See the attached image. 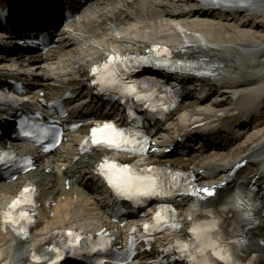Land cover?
Listing matches in <instances>:
<instances>
[{
  "label": "bare ground",
  "instance_id": "1",
  "mask_svg": "<svg viewBox=\"0 0 264 264\" xmlns=\"http://www.w3.org/2000/svg\"><path fill=\"white\" fill-rule=\"evenodd\" d=\"M198 2L94 0L80 6L69 23H65L66 14L59 8H48L44 19L53 20L50 29L57 25L52 41L54 48L32 57H25L20 50L14 51L16 47L10 48V55L5 57L0 51V76L30 82L24 86V94L15 97L11 96L15 85H0V103L4 99L0 107L11 109L33 107L38 97H47L52 94L50 91L54 94L67 89L76 91L87 80L91 63L109 55L113 48L145 50L155 44L170 43L181 51H194L217 63L211 80L224 84L223 100L188 91L186 101L168 120L154 126L157 151L134 161L136 165L163 161L210 173L209 178L200 174L199 177L203 186L213 187L217 194L203 203L184 201L193 211L182 218L177 230L180 234L185 233L189 218L199 210L210 206L225 208L233 191L253 176L259 175L257 181L264 183V120L246 118L244 122L241 119L264 97V31L261 29L264 0H205L209 9H199ZM220 4L222 7L218 9ZM5 86L10 90L6 91ZM204 122L215 123L223 135L209 141L202 136L187 135L190 126ZM181 133L191 144L204 141L194 156L187 157L186 147L178 142ZM76 136L72 144L62 146L54 154L52 162L49 160L52 156L40 157V168L34 176L29 174L0 184V264H27L34 251L64 229L99 226L108 220L109 195L96 173L104 152L98 149L90 155H80V139ZM167 148L171 150L166 154ZM250 166L255 169L251 170ZM26 178L39 185L44 203L39 223L31 235L18 240L3 231L1 225L6 208ZM261 199L263 208L258 211L252 238L264 242V196ZM48 200L57 203L47 208ZM238 215L243 216L244 212L239 211ZM124 233L127 234L126 230ZM170 241V236L162 235L156 241L154 252ZM258 252V260L264 264V245ZM148 257L154 255L148 254Z\"/></svg>",
  "mask_w": 264,
  "mask_h": 264
},
{
  "label": "snow or ice",
  "instance_id": "2",
  "mask_svg": "<svg viewBox=\"0 0 264 264\" xmlns=\"http://www.w3.org/2000/svg\"><path fill=\"white\" fill-rule=\"evenodd\" d=\"M110 59H115V57H110ZM107 67V65H106ZM93 71H96L94 69ZM131 91H135V89H131ZM105 130H111L114 132V135L116 138H95L96 134L101 131ZM92 136L94 137L93 143L95 144H101L106 143L109 147H119L121 146V143L124 141L122 140V134L115 131V126L111 124H105L103 126H97L92 129ZM101 169L107 168V171H103L102 174L105 175L106 179L108 180L109 184L117 191L118 194L124 195L127 194L129 196L131 195H141V196H148V195H159L161 194L159 191H157V183L154 179L148 178V177H134L130 174L131 170L124 166L122 168L118 167L115 164L110 165H100ZM33 191V189L29 187H25L23 191L20 194V197L17 198V200H14L10 206L9 211L4 213V223L12 224L13 226L16 225V219L12 216L11 210L14 209L18 204L21 203V200H24L26 203L32 204L33 201L26 198V194ZM200 191L208 194V195H214V192L210 189H201ZM174 211V210H173ZM162 213H157V219L161 217ZM28 216L27 213H21L20 218L26 219ZM147 228L148 225H145ZM193 233L197 235L198 238H202L203 233L200 232L198 229L193 228ZM186 247V246H185ZM223 259L224 257L221 256ZM39 264V262H38Z\"/></svg>",
  "mask_w": 264,
  "mask_h": 264
},
{
  "label": "rangeland",
  "instance_id": "3",
  "mask_svg": "<svg viewBox=\"0 0 264 264\" xmlns=\"http://www.w3.org/2000/svg\"><path fill=\"white\" fill-rule=\"evenodd\" d=\"M193 1H196V0H193ZM261 29L264 31V27H263V28L261 27ZM217 68H218V67H217ZM214 97L216 98V96H213V98L211 97V99H212V100L215 99ZM209 98H210V97H209ZM3 101H4V99L1 101V103H2ZM7 101H9V100H7ZM10 101H11V100H10ZM10 101H9V102H10ZM1 103H0V104H1ZM224 103H226V102H224ZM234 119H236V118H234ZM238 124H239V123H238ZM245 138H246V137H245ZM243 140H245V139H243ZM221 152H224V151H221ZM225 152H227V151H225ZM211 153H212V152H211ZM189 165H192V164L189 163ZM193 166H194V165H193ZM250 169H251V170H252V169H255V167H254V166H250ZM253 175H254V174H253Z\"/></svg>",
  "mask_w": 264,
  "mask_h": 264
}]
</instances>
